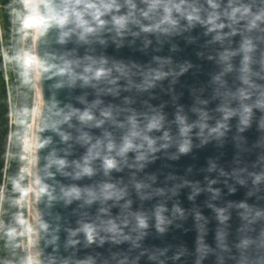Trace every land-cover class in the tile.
<instances>
[{"label":"water","instance_id":"1","mask_svg":"<svg viewBox=\"0 0 264 264\" xmlns=\"http://www.w3.org/2000/svg\"><path fill=\"white\" fill-rule=\"evenodd\" d=\"M32 53L28 264H264V0H34Z\"/></svg>","mask_w":264,"mask_h":264},{"label":"trees","instance_id":"2","mask_svg":"<svg viewBox=\"0 0 264 264\" xmlns=\"http://www.w3.org/2000/svg\"><path fill=\"white\" fill-rule=\"evenodd\" d=\"M32 14L33 8H25L23 0H0V264H17L20 248L18 198L27 192V174L20 169L21 145L31 121L34 82L32 66H25L23 59L22 25L23 18ZM4 64L8 68L12 106L8 102Z\"/></svg>","mask_w":264,"mask_h":264},{"label":"rangeland","instance_id":"3","mask_svg":"<svg viewBox=\"0 0 264 264\" xmlns=\"http://www.w3.org/2000/svg\"><path fill=\"white\" fill-rule=\"evenodd\" d=\"M27 4H30V7L33 6V0H29ZM32 22H33V15L31 16H25L23 18V37H22V46H23V59L25 66H33V53H32ZM4 74H5V86L7 90V96H8V102L9 105L12 106V95H11V85L10 80L8 77V68L6 64H4ZM12 113V112H11ZM12 118V114H11ZM13 119H11V122ZM30 132H31V121L28 125V131L27 133L22 137V149L23 154L21 155V158L23 159V163L20 167V169L26 174H28V168H29V150H30ZM28 179V175H27ZM18 206H19V235H20V248L18 251V262L17 264H28V251H27V237H26V213H27V197L24 199L19 198L18 199ZM21 254H23L21 258Z\"/></svg>","mask_w":264,"mask_h":264},{"label":"built area","instance_id":"4","mask_svg":"<svg viewBox=\"0 0 264 264\" xmlns=\"http://www.w3.org/2000/svg\"><path fill=\"white\" fill-rule=\"evenodd\" d=\"M28 1L29 0H23V4H24L25 8H29L30 7V4H27ZM33 5H34V0H33ZM32 8H33V6H32ZM27 185H28V179H27ZM25 197H27V192H26V196ZM25 197H20V198L24 199ZM1 201H2V195H1V192H0V216H1Z\"/></svg>","mask_w":264,"mask_h":264},{"label":"clouds","instance_id":"5","mask_svg":"<svg viewBox=\"0 0 264 264\" xmlns=\"http://www.w3.org/2000/svg\"><path fill=\"white\" fill-rule=\"evenodd\" d=\"M77 2L79 3V0H77ZM108 7H111L110 5H106L105 8H108ZM118 24H121L123 23V18H120L116 21ZM102 23V22H101ZM86 31H91L90 28H85ZM108 166L111 167L112 166V162L109 161L108 162ZM143 223V221H141V224ZM89 239H91V236L89 235Z\"/></svg>","mask_w":264,"mask_h":264},{"label":"bare ground","instance_id":"6","mask_svg":"<svg viewBox=\"0 0 264 264\" xmlns=\"http://www.w3.org/2000/svg\"><path fill=\"white\" fill-rule=\"evenodd\" d=\"M29 263V262H28Z\"/></svg>","mask_w":264,"mask_h":264}]
</instances>
